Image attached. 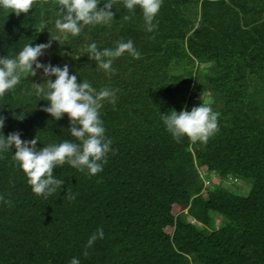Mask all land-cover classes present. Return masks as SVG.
I'll return each instance as SVG.
<instances>
[{
    "label": "trees",
    "instance_id": "trees-1",
    "mask_svg": "<svg viewBox=\"0 0 264 264\" xmlns=\"http://www.w3.org/2000/svg\"><path fill=\"white\" fill-rule=\"evenodd\" d=\"M113 7L110 26L51 40L38 58L114 90L115 105L100 110L113 151L95 176L54 168L64 184L47 199L31 192L13 148L0 155V196L11 202L0 203V264H264V0H163L150 32L138 7ZM56 18L55 0L27 15L0 10V57L59 36ZM127 40L140 57L123 54L111 73L86 53L72 59L88 43ZM43 80L26 77L0 98V131L35 136L38 148L74 139L66 114L42 111L34 83ZM200 101L219 113L218 131L206 144L177 142L160 113ZM229 177L247 183L246 193L225 186ZM98 228L104 238L86 248Z\"/></svg>",
    "mask_w": 264,
    "mask_h": 264
},
{
    "label": "clouds",
    "instance_id": "clouds-1",
    "mask_svg": "<svg viewBox=\"0 0 264 264\" xmlns=\"http://www.w3.org/2000/svg\"><path fill=\"white\" fill-rule=\"evenodd\" d=\"M115 0H55L57 17L54 27L59 36H53L48 42L23 45L14 56L0 57V98L11 94L16 86L26 77H35L40 72L43 83H34V94L47 101L42 111L49 114L53 120H59L66 114L69 129L68 135L73 140H63L58 143H47L37 147L38 140L34 136L31 140H22L19 132L5 136L0 131V155L15 151L12 159L25 175L26 183L31 192L42 199L60 191L64 181L53 175V169L65 164L83 172L88 176H95L103 170L106 156L111 149V138L106 136V129L100 118V110L104 105H115L114 90L103 87L94 88L87 80L77 82V75L69 74L67 64L54 66L43 64L38 58L51 46V40H67L69 37L79 36L85 28L95 26H110L113 21ZM48 0H0V10L13 14H28L30 9L41 7ZM102 3V7H98ZM123 7L130 12L137 7L142 13L146 31H152L155 20L163 0H122ZM47 28L41 22L36 33ZM87 54L95 67L106 74L113 71V61L127 53L133 59L140 57L139 51L131 40L118 41L114 48L98 49L95 42L88 43L80 55L72 56L78 59ZM54 77V79H50ZM219 113L214 111L208 101H203L191 107L190 110L181 109L161 114L160 118L165 130L179 142L187 138L191 142L206 144L210 137L218 131ZM23 118V115L16 117ZM4 126V117L0 116V129ZM236 178L229 177L228 181ZM67 195V193H66ZM74 199V194L68 195ZM0 203L10 205L11 202L0 196ZM104 238V231L98 228L88 237L86 248L91 247L97 239ZM84 255H87L85 252ZM68 264H80L77 257H71Z\"/></svg>",
    "mask_w": 264,
    "mask_h": 264
},
{
    "label": "rangeland",
    "instance_id": "rangeland-1",
    "mask_svg": "<svg viewBox=\"0 0 264 264\" xmlns=\"http://www.w3.org/2000/svg\"><path fill=\"white\" fill-rule=\"evenodd\" d=\"M225 186H227L230 190L238 193H246L248 188V184L239 179H235V181L232 182L226 179Z\"/></svg>",
    "mask_w": 264,
    "mask_h": 264
}]
</instances>
